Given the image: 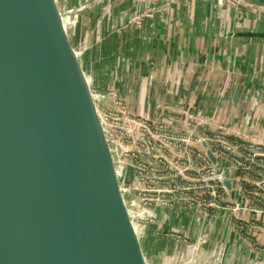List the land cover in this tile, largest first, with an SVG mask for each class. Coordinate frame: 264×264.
<instances>
[{"label":"water","instance_id":"water-1","mask_svg":"<svg viewBox=\"0 0 264 264\" xmlns=\"http://www.w3.org/2000/svg\"><path fill=\"white\" fill-rule=\"evenodd\" d=\"M99 23L90 0H0V264H164Z\"/></svg>","mask_w":264,"mask_h":264},{"label":"crops","instance_id":"crops-1","mask_svg":"<svg viewBox=\"0 0 264 264\" xmlns=\"http://www.w3.org/2000/svg\"><path fill=\"white\" fill-rule=\"evenodd\" d=\"M90 1L105 63L139 118L171 122L194 108L210 123L248 130L250 145L264 131V0H248L240 14L211 0H175L143 25L132 17L168 0ZM227 190L244 201L235 183ZM156 214L164 264H264V221L238 230L226 212L197 215L176 202Z\"/></svg>","mask_w":264,"mask_h":264},{"label":"built area","instance_id":"built-area-1","mask_svg":"<svg viewBox=\"0 0 264 264\" xmlns=\"http://www.w3.org/2000/svg\"><path fill=\"white\" fill-rule=\"evenodd\" d=\"M211 1L216 9L225 7L239 14L243 7L251 6L248 0ZM162 7L163 3L152 5L144 15H152ZM210 122L194 108L171 122L134 117L155 214L157 209L176 202L192 214L208 216L222 211L236 221H264V173L249 176L250 166L263 165L257 157H264V131L254 135L255 142L241 151L242 143L228 137L233 135L245 141L249 138L248 130L233 131L227 124ZM203 142L216 156L215 164L208 157ZM227 161L230 164L223 165ZM239 170L244 173L238 175ZM226 179L236 184L243 202L230 198L224 184ZM243 183L250 185V189L245 190Z\"/></svg>","mask_w":264,"mask_h":264},{"label":"trees","instance_id":"trees-1","mask_svg":"<svg viewBox=\"0 0 264 264\" xmlns=\"http://www.w3.org/2000/svg\"><path fill=\"white\" fill-rule=\"evenodd\" d=\"M230 140H232L233 142H238V143H242V147L240 148V150L241 151H244L245 149H244V147H246V146H250V144H247V143H245V142H243V141H240V140H238L237 138H235V137H228ZM257 161H260L261 162V164H263L264 165V157H257ZM262 169H263V166H257V165H252V166H250V169H249V176H252V177H256V176H258V173H262L263 171H262ZM238 175H240V174H242V173H244V171H237L236 172ZM236 174V175H237ZM243 188L245 189V190H248V189H250V185H248L247 183H243ZM238 222V224H240L241 226H242V230L243 229H245L246 230V228L248 227V224H245V222L243 221H240V220H238L237 221Z\"/></svg>","mask_w":264,"mask_h":264},{"label":"rangeland","instance_id":"rangeland-1","mask_svg":"<svg viewBox=\"0 0 264 264\" xmlns=\"http://www.w3.org/2000/svg\"><path fill=\"white\" fill-rule=\"evenodd\" d=\"M165 2L166 1H163V7L159 10L160 11V16H162L164 12H167L170 9V6L172 5L171 3H165ZM95 5H96V8L98 9V11H100L102 4L101 3H98V4L95 3ZM151 7L152 6L145 7L143 10H146V11L142 10L140 14L136 15L135 17H132V22H134L135 25H143L144 16H145L144 14L147 11H149V9H152ZM98 18H100V16ZM163 19H164V16H163ZM134 117H138V116L136 114H134ZM211 124H214V123L212 122ZM213 214H217V212L213 213ZM155 217H156V214H155ZM156 220H157V217H156ZM245 223H246V221H245ZM236 228L238 230H241L242 226L240 224H236ZM191 263H193V258H191Z\"/></svg>","mask_w":264,"mask_h":264}]
</instances>
